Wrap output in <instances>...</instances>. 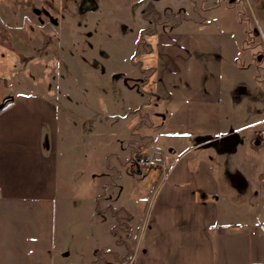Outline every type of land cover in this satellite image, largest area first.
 I'll return each instance as SVG.
<instances>
[{
  "label": "crops",
  "instance_id": "crops-1",
  "mask_svg": "<svg viewBox=\"0 0 264 264\" xmlns=\"http://www.w3.org/2000/svg\"><path fill=\"white\" fill-rule=\"evenodd\" d=\"M145 1L157 15L170 2ZM178 2L179 19L151 17L150 34L179 40L181 25L208 55L224 40L230 57L249 63L224 74L208 68L204 83H179L171 69L153 84L129 61L136 36L126 51L95 39L84 63L62 50L46 94H19L0 109V264H86L78 250L90 239L113 264H157L156 252L163 264H264V0ZM248 10L259 35L206 29L242 26ZM230 129L239 134L234 150L199 143ZM163 132L179 134L175 158L157 143ZM137 150L150 167L131 164Z\"/></svg>",
  "mask_w": 264,
  "mask_h": 264
},
{
  "label": "rangeland",
  "instance_id": "rangeland-1",
  "mask_svg": "<svg viewBox=\"0 0 264 264\" xmlns=\"http://www.w3.org/2000/svg\"><path fill=\"white\" fill-rule=\"evenodd\" d=\"M151 1L155 3V0ZM169 1L171 3L167 2L162 6V11L164 13L171 10L174 13L163 16L162 11L157 15L153 9L142 6L141 4H146L145 0H94L97 7L84 9L85 11L79 6L80 0H0V101L5 95L46 94V89L56 83L54 76L63 62L59 59L62 50L73 54L84 63L87 60L86 48L97 43L95 39H99L103 44L112 40L126 51L129 39L136 36L133 58L129 57V61L133 67L142 71L143 78H147L148 83L153 84H160L166 71L171 69L179 70V74H169L171 78L179 76V83H204L212 81L208 68L224 74L228 68L249 63L246 54L236 59L230 57L224 48V40L223 48L222 45L218 50L212 47V54L208 55L207 43L198 39L195 41L192 37L183 38L181 29L185 28L180 27L181 25L179 40L166 35L165 39L161 40L157 33L150 34L146 28L151 27L152 18L154 21H161L163 18L175 20L179 19V14L185 12L183 3L178 0ZM250 14L246 13L242 26L237 23L232 26L231 20L223 25L210 21L206 29L211 32L215 29L222 38L231 28L240 33L243 27L246 30L253 28L249 30L252 36L255 32L259 35L261 25ZM141 15L146 17L143 18L148 22L146 26L137 25L139 19L142 21ZM154 24L156 28L159 27L158 22ZM137 29L141 30L134 33ZM78 60L74 58L71 65H79ZM256 60L257 58V65ZM260 61L261 64L264 63V59ZM178 140V133L163 132L159 135L157 143L166 149L170 157L175 158L177 154L169 152V148L176 146ZM149 178L150 175L145 181ZM135 181L138 182L137 177ZM122 231L124 230H115L117 239L125 238L126 235ZM71 236L74 238V234ZM84 236L85 234L80 236L82 241ZM86 236L88 237V234ZM58 239L57 244L63 242L60 237ZM70 244L74 247L73 241ZM94 246L93 240L90 239L87 249L78 250L82 252V256H86L87 263L90 258H94L96 264H113L112 252L97 244V247ZM59 254L62 257L68 256L65 250ZM73 258H77L74 252ZM85 258L80 262L84 263ZM155 258L157 264L165 262L159 252L155 253ZM123 263L124 261H119V264Z\"/></svg>",
  "mask_w": 264,
  "mask_h": 264
},
{
  "label": "water",
  "instance_id": "water-1",
  "mask_svg": "<svg viewBox=\"0 0 264 264\" xmlns=\"http://www.w3.org/2000/svg\"><path fill=\"white\" fill-rule=\"evenodd\" d=\"M96 4L94 0L88 2V5L81 7L82 10L85 8H95ZM39 12V11H38ZM13 100V95H5L0 101V109L3 108L8 102ZM239 141V134L230 129L225 134L221 135L219 138H205L199 141V143H215L218 144V151H231L234 150Z\"/></svg>",
  "mask_w": 264,
  "mask_h": 264
},
{
  "label": "built area",
  "instance_id": "built-area-1",
  "mask_svg": "<svg viewBox=\"0 0 264 264\" xmlns=\"http://www.w3.org/2000/svg\"><path fill=\"white\" fill-rule=\"evenodd\" d=\"M234 103H236V102H234ZM135 163L139 167L148 168L152 165L153 159H152V157L147 156V155H140V156L135 158Z\"/></svg>",
  "mask_w": 264,
  "mask_h": 264
},
{
  "label": "trees",
  "instance_id": "trees-1",
  "mask_svg": "<svg viewBox=\"0 0 264 264\" xmlns=\"http://www.w3.org/2000/svg\"><path fill=\"white\" fill-rule=\"evenodd\" d=\"M10 103V102H9ZM141 155V153L137 150L136 152H135V154H133V159L130 161L132 164H135V158L136 157H138V156H140Z\"/></svg>",
  "mask_w": 264,
  "mask_h": 264
},
{
  "label": "flooded vegetation",
  "instance_id": "flooded-vegetation-1",
  "mask_svg": "<svg viewBox=\"0 0 264 264\" xmlns=\"http://www.w3.org/2000/svg\"><path fill=\"white\" fill-rule=\"evenodd\" d=\"M92 2L93 0H80V8L85 6V5H88V2Z\"/></svg>",
  "mask_w": 264,
  "mask_h": 264
}]
</instances>
